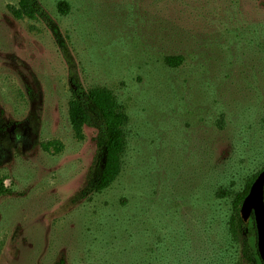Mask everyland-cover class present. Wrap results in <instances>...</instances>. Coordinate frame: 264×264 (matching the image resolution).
<instances>
[{"label": "rangeland", "instance_id": "rangeland-1", "mask_svg": "<svg viewBox=\"0 0 264 264\" xmlns=\"http://www.w3.org/2000/svg\"><path fill=\"white\" fill-rule=\"evenodd\" d=\"M39 1L63 49L0 0V264H242L225 235L232 195L216 190L264 164V0H211L204 18L152 0H65L64 14ZM169 22L191 39L177 67ZM71 79L110 89L127 115L119 175L86 196L96 130L74 135Z\"/></svg>", "mask_w": 264, "mask_h": 264}, {"label": "trees", "instance_id": "trees-1", "mask_svg": "<svg viewBox=\"0 0 264 264\" xmlns=\"http://www.w3.org/2000/svg\"><path fill=\"white\" fill-rule=\"evenodd\" d=\"M204 2V0H203ZM152 0L156 11L162 6L170 11L188 14L192 17H209L211 0ZM62 14L68 12L69 5L60 0L57 5ZM9 12L17 19L40 20L50 30L56 44L63 49L65 40L59 24L49 15L39 0H17L15 4L8 5ZM159 20V19H158ZM172 24V23H171ZM165 29V39H174L176 50L164 55V62L171 67L180 66L184 60V53L191 44L187 35L181 34L172 25ZM173 45V44H172ZM173 45V46H174ZM71 95L68 102V119L74 135L81 139L84 126H91L96 130V155L87 173L86 183L81 194L89 195L107 188L119 175L122 168V158L127 146V136L124 130L127 115L123 105L117 100L113 92L103 86L84 87L77 79H71ZM42 147L49 150H60L61 143L49 140L42 143ZM264 167V164L254 173L245 178L241 189L233 190L227 186H219L216 190L218 197L232 195V213L225 222L226 241L233 248L234 256L242 264H263L256 244V228L253 213L243 222L239 209L243 198L247 194L250 184ZM3 180L0 179V192L5 191Z\"/></svg>", "mask_w": 264, "mask_h": 264}, {"label": "water", "instance_id": "water-1", "mask_svg": "<svg viewBox=\"0 0 264 264\" xmlns=\"http://www.w3.org/2000/svg\"><path fill=\"white\" fill-rule=\"evenodd\" d=\"M239 213L243 222H246L253 213L257 249L264 264V167L250 184L240 205Z\"/></svg>", "mask_w": 264, "mask_h": 264}]
</instances>
